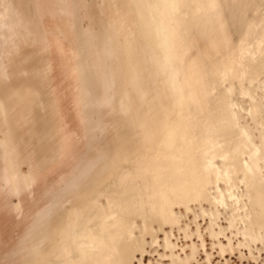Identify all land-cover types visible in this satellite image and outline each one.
Masks as SVG:
<instances>
[{
    "label": "bare ground",
    "instance_id": "6f19581e",
    "mask_svg": "<svg viewBox=\"0 0 264 264\" xmlns=\"http://www.w3.org/2000/svg\"><path fill=\"white\" fill-rule=\"evenodd\" d=\"M176 6L0 0V264L62 253L70 207L150 134L151 104L175 112L190 47Z\"/></svg>",
    "mask_w": 264,
    "mask_h": 264
},
{
    "label": "rangeland",
    "instance_id": "374dc122",
    "mask_svg": "<svg viewBox=\"0 0 264 264\" xmlns=\"http://www.w3.org/2000/svg\"><path fill=\"white\" fill-rule=\"evenodd\" d=\"M246 1L241 28L189 51L175 112L151 104L150 134L70 207L48 264H264V0Z\"/></svg>",
    "mask_w": 264,
    "mask_h": 264
},
{
    "label": "crops",
    "instance_id": "0c3cea01",
    "mask_svg": "<svg viewBox=\"0 0 264 264\" xmlns=\"http://www.w3.org/2000/svg\"><path fill=\"white\" fill-rule=\"evenodd\" d=\"M173 2L177 5L179 14L175 31L188 37L191 59L198 56L196 54L200 50H212L224 42L221 28H241L240 13L247 3L246 0H173ZM200 35L209 37L210 42L207 44L209 47L204 43L201 44ZM188 77L189 75H184V78L188 79Z\"/></svg>",
    "mask_w": 264,
    "mask_h": 264
}]
</instances>
